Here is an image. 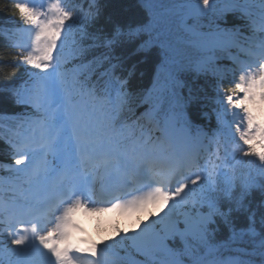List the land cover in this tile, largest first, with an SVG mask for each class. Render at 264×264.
I'll use <instances>...</instances> for the list:
<instances>
[{
    "label": "snow or ice",
    "instance_id": "1",
    "mask_svg": "<svg viewBox=\"0 0 264 264\" xmlns=\"http://www.w3.org/2000/svg\"><path fill=\"white\" fill-rule=\"evenodd\" d=\"M130 6L5 5L0 264H264V0ZM189 78L211 83L212 115ZM109 211L137 222L78 235Z\"/></svg>",
    "mask_w": 264,
    "mask_h": 264
},
{
    "label": "trees",
    "instance_id": "2",
    "mask_svg": "<svg viewBox=\"0 0 264 264\" xmlns=\"http://www.w3.org/2000/svg\"><path fill=\"white\" fill-rule=\"evenodd\" d=\"M103 2L106 4L105 14H111L113 15L114 19H130L133 18L136 15V9L131 7L132 0H103ZM10 3V0H0V28H3L5 31L8 29H12L15 26L16 18L12 16L11 9L6 8L5 5H8ZM100 24H103L104 21L101 20L99 22ZM6 41L5 39L0 36V59L7 58L10 56L12 49H9L5 46ZM222 64H227V61H222ZM145 70V77L141 81L143 84L149 85L150 79H151V71H152V61L151 59L145 64L141 66ZM10 68L0 66V83L4 82V73L7 71H10ZM22 71V70H21ZM19 72L17 75L19 76ZM189 84L190 86L198 92L202 97H206V99L203 101V103L200 105V108L208 112L210 115H212V108L214 107L213 104V97L214 92L212 89V85L209 82H206L204 79H198L195 82L189 78ZM203 89V91H201ZM216 124L215 117H212L210 127L213 128ZM259 196L258 194L255 195L254 198V205L255 201L258 200ZM227 238V232L222 231L217 239L224 240Z\"/></svg>",
    "mask_w": 264,
    "mask_h": 264
},
{
    "label": "rangeland",
    "instance_id": "3",
    "mask_svg": "<svg viewBox=\"0 0 264 264\" xmlns=\"http://www.w3.org/2000/svg\"><path fill=\"white\" fill-rule=\"evenodd\" d=\"M150 211L155 212L158 211V209H151ZM87 217L91 222L90 232L87 237H90L92 240L107 239L109 236L115 235L118 228L129 230L133 228L137 222V216L135 214H121L119 216H115L113 211ZM139 217L140 220H146L148 219V213L142 212L139 214ZM125 223H127V227H124Z\"/></svg>",
    "mask_w": 264,
    "mask_h": 264
}]
</instances>
